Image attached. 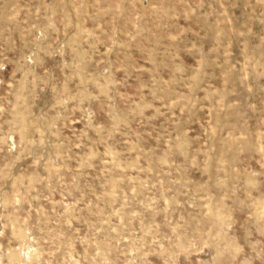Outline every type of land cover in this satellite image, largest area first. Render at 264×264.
Wrapping results in <instances>:
<instances>
[{"label": "rangeland", "instance_id": "374dc122", "mask_svg": "<svg viewBox=\"0 0 264 264\" xmlns=\"http://www.w3.org/2000/svg\"><path fill=\"white\" fill-rule=\"evenodd\" d=\"M0 264H264V0H0Z\"/></svg>", "mask_w": 264, "mask_h": 264}]
</instances>
